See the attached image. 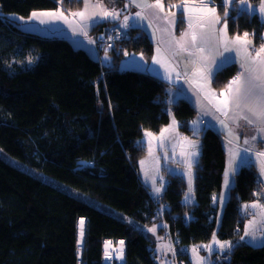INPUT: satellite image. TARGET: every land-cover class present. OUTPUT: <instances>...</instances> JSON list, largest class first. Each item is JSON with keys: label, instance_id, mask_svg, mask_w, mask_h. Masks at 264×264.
<instances>
[{"label": "trees", "instance_id": "trees-1", "mask_svg": "<svg viewBox=\"0 0 264 264\" xmlns=\"http://www.w3.org/2000/svg\"><path fill=\"white\" fill-rule=\"evenodd\" d=\"M102 1L123 9L128 0ZM211 1L225 14L223 0ZM82 3L0 0V264H103L109 238L125 240V264H160L154 240L135 226L155 221L162 222L167 237L168 228L178 234L176 248L184 264L191 259L181 248L208 242L214 234L235 241L232 261L217 256L214 264H264V244L239 241L245 224L242 205L261 198L254 164L240 167L219 218L214 197L224 184L227 157L216 129L200 130L196 202H183L187 182L177 174L163 195H155L143 182L138 160L147 149L140 138L146 130L160 132L169 124L171 110L180 129L193 135V104L184 97L170 99V84L159 76L121 69L117 62L106 66L68 39L23 30L10 17L55 8L77 11ZM225 19L230 35L248 33L256 44L264 43V20L258 12L233 8ZM128 36L115 59L125 51L152 56L154 43L145 31L132 27ZM237 70L236 62L223 65L214 76L215 85L223 87ZM8 155L35 173L13 165ZM77 193L120 210L130 220L95 207ZM154 196L164 197L163 217ZM80 218L87 219L82 255Z\"/></svg>", "mask_w": 264, "mask_h": 264}, {"label": "crops", "instance_id": "crops-1", "mask_svg": "<svg viewBox=\"0 0 264 264\" xmlns=\"http://www.w3.org/2000/svg\"><path fill=\"white\" fill-rule=\"evenodd\" d=\"M149 1L146 0V2ZM135 2L130 0L131 6H135L131 12L132 16L127 11V9L130 10L131 8L130 4L128 6L125 4V8L119 9L107 7L102 0H83L82 6L77 11L55 8L35 10L29 16L11 14L10 17L23 30L36 32L43 36H59L68 39L76 49H84L106 66L112 67L117 62L121 69L129 68L149 72L168 82L170 84L168 87L170 99L176 100L184 97L194 105L196 115L193 120L195 119L196 128L201 130L207 126L213 127L223 136V145L226 152L227 148H230L233 153L242 158L240 163L236 164L234 173L237 174L242 165L254 164L257 167L261 178L259 196L263 199L264 62L260 65V62L255 57H249L248 61H240L238 57H235V50H231L233 48L231 42L233 41V36L237 37L238 35L231 36L227 34L223 36L224 40L230 44V47L222 46L220 38L219 40L206 38L204 33L208 31H202V29L199 32L189 29L184 32L185 34L171 38L168 37V33L165 34L162 31L160 34L157 32L155 39L147 24L132 20L133 17L137 18L135 16L144 7ZM102 21H118L132 27H138L142 32L145 31L154 43V53L152 56H147L142 51H125V53L129 52L127 55H134L129 60H127V56L117 60L115 59V54L110 52L98 53L93 41L88 38V34L91 29ZM164 35L166 36L164 37ZM222 48L228 51L222 50ZM262 59L264 60V56ZM234 62H236L238 68L235 75L229 78L223 87L216 86L213 80L216 72L223 65ZM170 115V122L174 121V126L177 130H180L179 121L172 110ZM204 118L206 121L202 123L201 120ZM168 127V125H165L161 130ZM242 151L244 154H242ZM234 177L235 175L232 176V178ZM144 183L153 192L152 187L146 182ZM159 195H163V192ZM242 212L245 217V224L239 241H245L250 245H263L264 206L262 207L261 200L256 199L244 203ZM162 227V225L159 227L160 237L164 241L166 239V243L170 244L171 247L169 237H167L165 231L164 233L161 232ZM143 229L152 240H155L153 234L147 229ZM211 241L207 244L205 243L206 246L204 245L207 248L206 252L210 251ZM234 243L235 241L231 239L225 240L224 243L220 242L219 246L216 243L212 245V253L215 259L208 264H214L217 256L231 251ZM155 246L154 241V249H156ZM189 246L182 247L181 251L188 253L191 264H193ZM105 251L103 264H125L124 248L121 251L112 252L109 256L107 255L109 251L106 250L105 245ZM156 253V259H158L160 254L158 249H156ZM170 257L171 261L169 260L168 264H173L172 254H170Z\"/></svg>", "mask_w": 264, "mask_h": 264}, {"label": "rangeland", "instance_id": "rangeland-1", "mask_svg": "<svg viewBox=\"0 0 264 264\" xmlns=\"http://www.w3.org/2000/svg\"><path fill=\"white\" fill-rule=\"evenodd\" d=\"M128 1L126 5L128 6L130 4L131 6L130 0ZM131 1H136L138 4L144 7L135 16L137 17L135 19L134 17H131L132 9H134L135 7L134 5H132L130 10L127 9L128 13L131 15L130 17L132 18V20L147 24V27L150 29L152 36L155 39L157 37V32H159L160 34L162 33V31L165 34L168 33V37L171 38L174 36L185 34L184 32L188 31L189 29L193 30L194 32H199L202 29V31H208L207 33H204V36H206V38H212L214 40H219L220 38L222 46L230 47V44L224 40L223 36L229 34L225 15H230L233 8H236L237 12H241L243 10L253 14L254 12H258L264 20V0H262L260 3H253L250 0H237V2L235 0H223V2L225 3V14L221 13L219 11L218 5L211 0H181L176 1V3L170 4H167L163 0H150L149 2H146V0ZM150 2L152 3V5ZM103 22L107 21H102L101 23ZM109 24H120L123 25V27L129 26V31H132V26L124 23H119L118 21H111L109 22ZM94 31V29H91L90 32ZM125 35L123 36V38L125 37ZM165 36L166 35H164V37ZM90 40L93 41L95 47L96 41L92 39ZM232 40L233 41L231 42V46H233V48L231 50H235V57H238L240 61H248L249 57H255L260 62V65L264 62V60L262 59V57L264 56V43L256 44L254 38L248 33H244V35H238L237 37L233 36ZM122 42L120 43L119 49L121 48V46H123ZM222 50L228 51L225 48H222ZM106 52L117 54L120 51L116 52L114 50H107ZM127 54H129V52L124 53L123 56L120 57V59H122L124 56H127V60L132 58V56L134 57V55L130 56ZM133 61L135 62V60ZM167 125L169 127L161 130L160 132H154L150 129L146 130L143 136L140 138L141 142L146 146L147 152L139 158L138 170L144 182L152 187L153 193H155V195H159L167 188L169 180L173 176V174H177L183 177L187 182V186L185 189L186 193L183 202H196V192H194V177L196 170L195 167L199 162L200 155L202 153V141L201 137L199 136L200 128H196L197 125H195V119L190 121V125H192L191 128L193 131V135L184 133L181 129L177 130V128L174 126V121H171ZM226 154L228 157V164L226 167L227 170L225 171L224 175V184L221 192L214 197V202L218 206L219 218L222 217L225 205L228 202L227 200L231 192V187L236 182V173H234L236 164H239L242 160V158L233 153L230 148H227ZM242 154H244L243 151ZM6 158L13 165L17 166L18 164L22 167H25L26 169L32 170L31 168H27V166H23L21 163L16 162L15 159L10 155L6 156ZM33 172L35 173V171ZM234 175L235 177L232 178V176ZM74 190L75 189H71V192L74 193ZM77 195L84 200L86 199L95 207H100L102 210L109 212L116 217H120L127 221L130 220L123 212H121L120 210H116L112 206H107L102 202H99L97 200L95 201L89 196H84L80 193H77ZM189 218H192V215H189L188 219ZM86 225L87 219L80 218V232L77 239L78 252L80 255L83 254V249L86 244ZM160 225H162L161 221H155L153 222V224L146 225L143 223H135L136 227H139L140 229L143 227L154 235V241L156 245L155 248L160 252L157 260L160 264H168L169 260L171 261L170 254H172L173 259V249L170 247V244L166 243V239L164 241V239L160 237ZM143 228L141 230L145 232ZM214 235V238L212 237L213 240L212 238L209 240H212L210 242L211 247L209 252H206L207 248L204 247V245L206 246L209 241L190 244L189 252L191 258L193 259V264H208L213 262L215 258L213 257L212 253V245L216 243L219 246L220 242L224 243L225 241V239L218 238V235ZM109 254H112V252H107V255ZM172 263H174V259Z\"/></svg>", "mask_w": 264, "mask_h": 264}, {"label": "built area", "instance_id": "built-area-1", "mask_svg": "<svg viewBox=\"0 0 264 264\" xmlns=\"http://www.w3.org/2000/svg\"><path fill=\"white\" fill-rule=\"evenodd\" d=\"M99 30L90 32L89 33V38L96 41L95 43V49L98 53L101 54V52H106L114 50L116 52H119V47L120 43L122 42V39L126 38L129 34L130 27L125 26L120 24H109V22H103L100 27H98ZM126 31V33H125ZM129 31V32H128ZM126 34V35H125ZM125 37L123 38V36ZM206 119H202L201 122L204 123ZM154 202L157 204L158 207V213L161 217H163V202H164V197L163 196H154ZM261 205L262 207L264 206V198L261 199ZM167 225V223H165ZM169 227V226H168ZM168 237L171 242V248H173V253H174V263L175 264H184V261L181 260L178 256V251L176 248V245L178 244L180 237L178 236L177 233L172 234L170 232V229L168 228ZM125 240L120 239L118 241H115L111 238L106 239V250L109 252L115 253L116 251H121L124 248ZM219 261H225L230 263L232 261L231 253L230 251L225 252L221 255L218 256Z\"/></svg>", "mask_w": 264, "mask_h": 264}, {"label": "clouds", "instance_id": "clouds-1", "mask_svg": "<svg viewBox=\"0 0 264 264\" xmlns=\"http://www.w3.org/2000/svg\"><path fill=\"white\" fill-rule=\"evenodd\" d=\"M259 195V194H258ZM260 199V198H259ZM262 199V198H261Z\"/></svg>", "mask_w": 264, "mask_h": 264}]
</instances>
